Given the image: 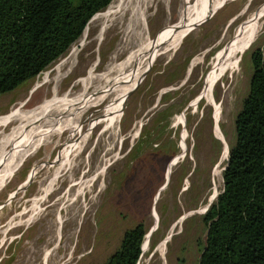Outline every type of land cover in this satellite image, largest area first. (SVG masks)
Here are the masks:
<instances>
[{
  "label": "rangeland",
  "instance_id": "rangeland-1",
  "mask_svg": "<svg viewBox=\"0 0 264 264\" xmlns=\"http://www.w3.org/2000/svg\"><path fill=\"white\" fill-rule=\"evenodd\" d=\"M205 1L214 5L217 0ZM263 3L264 0H224L208 21L191 30L180 43L174 46L173 41H167L161 45L146 76L136 82L131 91L135 89L125 99L116 122L105 112L116 96L110 93L88 107L74 128L55 131L42 138L35 151L32 152V148L38 134L29 138L31 142L25 140L14 149L8 146L9 155L25 153V157L0 186V264H104L119 247L124 232L140 222L146 228V235L138 264H177L179 256L185 257V264H199L207 230L200 229L198 235L190 236L181 232L175 234L179 226L176 231L175 227L172 229L184 207L183 196H174L172 186L178 176L176 169L180 159L173 164L170 162L169 168L166 164L165 169L152 166L151 159L143 162L147 167L142 166L137 161L136 155L140 153L136 147L143 127L159 111L169 110L168 135L180 141L179 153L187 145L191 158L194 138L200 139L203 148L200 145L199 153L196 147L194 149L193 162L199 172L194 174L193 182L202 188L207 181L208 198L211 196L215 186L212 174L215 175L224 151L223 142L214 129L221 128L229 155L236 141V117L249 94L252 54L264 47V32L246 51L240 52L234 70L223 73L217 80L211 90L214 103H209L205 97L208 77L241 24ZM184 11L185 17L196 19L201 15L202 2L152 0L146 11L148 38L153 40L166 29L165 34L169 35ZM90 23L79 43L63 57L34 80L0 95V117L20 107L32 109L50 99L53 85L44 84L43 79L47 73L52 76V70L73 47L78 50L77 63L57 87L58 96L92 93L118 76L120 67L141 47L138 35L127 32L123 23L109 27L100 43L96 39L98 26ZM84 35L85 45L79 47ZM181 136L184 138L182 146ZM212 142L217 148L215 164L209 149ZM17 148L21 150L16 152ZM107 161L111 163L102 175H97ZM11 162L6 158L4 165ZM168 179L173 183L167 186ZM89 180L86 187L85 182ZM223 188L222 180L218 183V196ZM167 237L170 238L163 262L158 247Z\"/></svg>",
  "mask_w": 264,
  "mask_h": 264
},
{
  "label": "trees",
  "instance_id": "trees-1",
  "mask_svg": "<svg viewBox=\"0 0 264 264\" xmlns=\"http://www.w3.org/2000/svg\"><path fill=\"white\" fill-rule=\"evenodd\" d=\"M112 1L0 0V95L34 80L63 57ZM252 66L249 94L236 117V141L222 170L224 188L201 220L207 236L199 264H264V47L253 52ZM170 113L159 111L143 127L136 147L142 166L152 156L153 165L165 167L176 153L168 135ZM155 141L160 146L153 149ZM159 151L163 157L158 159ZM145 235L141 222L127 229L104 264H138ZM185 261L177 258V264Z\"/></svg>",
  "mask_w": 264,
  "mask_h": 264
},
{
  "label": "bare ground",
  "instance_id": "bare-ground-1",
  "mask_svg": "<svg viewBox=\"0 0 264 264\" xmlns=\"http://www.w3.org/2000/svg\"><path fill=\"white\" fill-rule=\"evenodd\" d=\"M151 1L152 0H115L107 9L96 14L90 21V25L98 26V33L96 36L97 42L102 41L109 27L123 23L126 24L127 32H134L139 37L137 41L141 44L139 51L131 55L130 60L120 67L119 74L115 79L108 80L104 85L95 89L92 93H85L84 91L77 96H72L67 93L61 97L58 96L57 87L60 82L72 72L77 63L78 50L77 47H73L72 51L70 50L71 52L64 59L60 60L56 66L54 65L55 68L52 70V76L50 77L51 73H47L43 79L44 84L51 83L53 85V96L50 99H46L32 109L24 110L20 107L0 117V186L4 185L7 178L22 164L25 157V153H14L13 155H9V152L6 153L8 146H12V149H14L25 140H28L30 137L32 138L33 135L38 134V138L35 136L38 140L32 148V152L35 151V148L40 144L42 138L51 136L55 131H61L65 128H74L88 107L102 101L103 98L110 93H114L116 96L113 101L107 105L105 112L116 122L123 108L126 96L136 82L144 76L147 68L158 54L157 51L160 49L159 47L167 41H173L174 46L180 43L193 25L211 14V12L219 7L224 0H217L214 2V5H210L205 0H198L202 2V12L199 17L196 19H188L185 17L187 14L186 11H184L178 25L171 28V31L169 29L171 32L169 35L165 34L168 31V29H166L153 40L148 38L146 24V11ZM262 13H264V3L260 5L256 11L251 12L237 30L232 41L218 56L208 77V87L205 97H207L209 103H214L211 90L217 80L223 73L234 70V63L239 57L240 52L246 51L249 45L255 43L264 32V14L262 17H259ZM85 37L84 35L81 39L79 47L85 45ZM215 116L216 119H218L219 113L217 112ZM57 125L61 126L56 128L55 126ZM135 127L136 130L138 124H136ZM214 132L221 138L220 140L223 142L224 151L221 156V161L214 171L215 175L212 174V179L213 181L215 180V186L211 189V192L212 190L213 192L208 198V204L213 203L217 199L219 193L217 190L218 183H221L223 180L222 165L226 162L228 157V145L221 128L217 126ZM136 135L137 133L135 131L134 136ZM31 140L29 139L30 142ZM20 150V148H17L16 152ZM6 158L12 160L10 165H4ZM110 163L111 161L105 162L97 175H102L104 169ZM213 175L215 178H213ZM89 182L90 180L85 182L86 187ZM205 207L201 208L200 211H203ZM169 238L170 237H167L158 247V253L162 261L166 243ZM46 259L47 255H45V260Z\"/></svg>",
  "mask_w": 264,
  "mask_h": 264
},
{
  "label": "flooded vegetation",
  "instance_id": "flooded-vegetation-1",
  "mask_svg": "<svg viewBox=\"0 0 264 264\" xmlns=\"http://www.w3.org/2000/svg\"><path fill=\"white\" fill-rule=\"evenodd\" d=\"M198 123H199V121H198ZM194 140H195L194 149L196 147V149L198 150V153H199V151H201L200 139H199V137H196V138H194ZM215 142L214 143L212 142L209 145L210 146L209 149H211L210 152H212L211 153V157H212L211 159H212V162L214 164L216 163V160H217L216 159V150H215L217 148L215 146L216 145ZM202 148H203V146H202ZM194 149H193V152H191L192 157L189 158L188 153H187V145H186L185 150L180 154V157L178 158V160L180 159L181 162L178 164V167L176 169V172L178 173L177 179L174 183L172 180L168 179V183H167V186L170 184V182L173 183L172 186L174 188L173 189L174 196H176L178 194V197L183 196V199H184V207H183L182 214L178 218H176V220L173 223V224L176 223L174 231H176L177 227L179 226V229H178V231H176L177 233L175 232V234H178L179 232H181V234L186 233V234H189L190 236L198 235L200 229L202 228V224H203V221H201V220L203 219V216L208 212L209 208L212 205V203L207 204V202H206L208 195L210 194V191L207 192L209 189L207 181L203 183L202 188H200L197 184L195 186V184L193 182V177L195 176L194 174H196V172L198 174V172H199V170H197V168L195 166V163L193 162L194 156L196 155L194 153ZM177 161H173V163H176ZM170 162H171V158L168 161L166 167H168L170 165ZM164 169H165V167H164ZM171 171H172V169L170 168L169 172H171ZM166 172H168V171H166ZM166 188L167 187H165V189ZM204 205H207V206L204 208L203 211H200V209L203 208ZM182 216H185V218H183L180 221ZM198 239L199 238L197 237L196 240H194L195 243H197ZM192 240L193 239H191L190 241H192ZM188 243H189V240L187 239L185 241L184 245L187 246ZM185 249L186 248L183 249V252Z\"/></svg>",
  "mask_w": 264,
  "mask_h": 264
},
{
  "label": "water",
  "instance_id": "water-1",
  "mask_svg": "<svg viewBox=\"0 0 264 264\" xmlns=\"http://www.w3.org/2000/svg\"><path fill=\"white\" fill-rule=\"evenodd\" d=\"M217 9H218V8H217ZM217 9H215L214 11H212L211 14H209V16L206 17L205 19H203V20H201L200 22H198V23H196L195 25H193V26L190 28V30H189L185 35H187L191 30H193L194 28H196V27L199 26L200 24H203V23H205L206 21H208V19H210V18L216 13V10H217ZM149 68H150V67H149ZM147 71H148V70H147ZM147 71H146L145 75L143 76V78L146 76ZM143 78H142V79H143ZM141 81H142V80H141ZM137 86H138V84H137L135 87H137ZM134 89H135V88H134ZM134 89H133V90H134ZM133 90H132V91L126 96L125 99L128 98V96L133 92ZM200 96H201V95H200ZM201 97H202V96H201ZM197 98H198V97H197ZM197 98H196V99H197ZM196 99H195V100H196ZM200 99H201V98H200ZM195 100H194V101H195ZM194 101H193V103H194ZM196 102L199 103V99H197ZM197 103H196V104H197ZM186 109H187V108H186ZM183 117H184V116H183ZM141 128H142V125H141L140 129H141ZM229 153H230V150H229ZM228 160H229V155H228ZM228 160H227V163H226V165H225L223 171H224V170L226 169V167H227ZM173 161H176V159L173 160ZM173 161H172V163H173ZM162 188H163V187H162ZM162 188H161L160 190H162ZM13 195H14V194H13ZM13 195L9 197L8 201L12 199ZM8 201H6V203H7ZM183 218H185V216H182L181 219H180V221H181ZM175 225H176V223L173 225V228H172V229H174ZM172 234H173V230H172V232L169 234V236L171 237Z\"/></svg>",
  "mask_w": 264,
  "mask_h": 264
},
{
  "label": "crops",
  "instance_id": "crops-1",
  "mask_svg": "<svg viewBox=\"0 0 264 264\" xmlns=\"http://www.w3.org/2000/svg\"><path fill=\"white\" fill-rule=\"evenodd\" d=\"M171 124V123H170ZM183 125L185 126V122H183ZM170 138L174 141V143L176 144V146H177V151H176V153H174V155L171 157V162L173 161V160H175L176 159V161L178 160V158L180 157V154L181 153H179L180 152V150H182V148H179L178 149V147H180L179 145H180V141L178 140V139H175V138H173L172 137V135H170ZM182 139H183V142H184V138H182V136H181V138H180V140H181V146L183 145L182 144ZM185 144V143H184ZM160 146V142H158V141H155L154 143H153V149L154 148H158ZM186 146V145H185ZM157 156V158L159 159V157H163V155H162V153L159 151V153L156 155ZM147 159H151L150 161H151V163H152V156H148V158ZM146 167H147V164L145 165ZM152 166H154L153 165V163H152ZM160 168V166H158V169ZM161 169H163V168H161Z\"/></svg>",
  "mask_w": 264,
  "mask_h": 264
}]
</instances>
